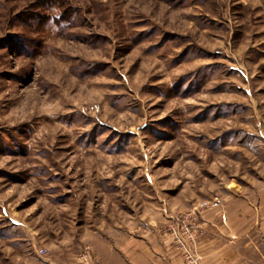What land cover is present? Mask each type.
Here are the masks:
<instances>
[{
  "label": "rangeland",
  "instance_id": "obj_1",
  "mask_svg": "<svg viewBox=\"0 0 264 264\" xmlns=\"http://www.w3.org/2000/svg\"><path fill=\"white\" fill-rule=\"evenodd\" d=\"M227 184L264 186V0H0V264Z\"/></svg>",
  "mask_w": 264,
  "mask_h": 264
},
{
  "label": "crops",
  "instance_id": "obj_2",
  "mask_svg": "<svg viewBox=\"0 0 264 264\" xmlns=\"http://www.w3.org/2000/svg\"><path fill=\"white\" fill-rule=\"evenodd\" d=\"M219 197L198 210L197 264H264V186L209 189L194 197L193 206ZM161 222V221H160ZM144 226H110L94 240H86L78 259L25 256L21 264H187L168 230V222ZM108 228V227H107Z\"/></svg>",
  "mask_w": 264,
  "mask_h": 264
},
{
  "label": "built area",
  "instance_id": "obj_3",
  "mask_svg": "<svg viewBox=\"0 0 264 264\" xmlns=\"http://www.w3.org/2000/svg\"><path fill=\"white\" fill-rule=\"evenodd\" d=\"M212 201H219V197L216 195L212 199L203 200L199 207L193 206L187 212H177L173 223L168 227L187 264H197L199 261L195 250L198 242V232L194 220L198 215V210L210 207ZM37 253L39 256H48L50 254L47 248H40Z\"/></svg>",
  "mask_w": 264,
  "mask_h": 264
}]
</instances>
